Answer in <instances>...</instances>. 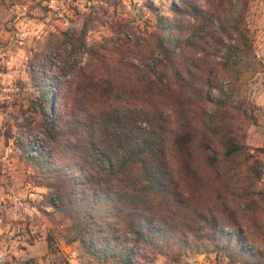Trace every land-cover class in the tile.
<instances>
[{"label":"trees","instance_id":"obj_1","mask_svg":"<svg viewBox=\"0 0 264 264\" xmlns=\"http://www.w3.org/2000/svg\"><path fill=\"white\" fill-rule=\"evenodd\" d=\"M203 1L173 0L124 49L62 33L87 62L54 67L64 77L58 111L42 120L47 144L21 150L67 218V242L95 264L206 252L264 264V146L243 141L257 109L248 81L263 62L248 0Z\"/></svg>","mask_w":264,"mask_h":264},{"label":"rangeland","instance_id":"obj_2","mask_svg":"<svg viewBox=\"0 0 264 264\" xmlns=\"http://www.w3.org/2000/svg\"><path fill=\"white\" fill-rule=\"evenodd\" d=\"M172 1L0 0V264H95L76 241L67 242L69 222L46 203V180L21 142L47 144L42 120L58 111V81L64 77L55 78L54 67L65 59L75 68L87 62L84 53H73L62 42L63 32L76 35L84 29L87 46L111 40L124 49L133 38L154 31L155 12L169 14ZM196 4L205 6L203 0ZM245 18L263 62L248 81L257 109L243 141L254 148L264 146V0H248ZM37 83L46 84L44 100ZM259 158L264 180V152ZM140 258L141 264H241L219 252L189 253L175 261L159 254Z\"/></svg>","mask_w":264,"mask_h":264}]
</instances>
